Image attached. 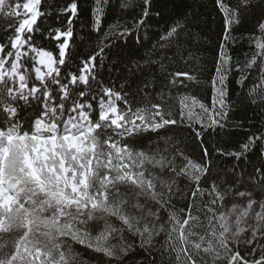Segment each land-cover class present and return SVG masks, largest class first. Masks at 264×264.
I'll return each instance as SVG.
<instances>
[{
	"label": "snow or ice",
	"instance_id": "snow-or-ice-1",
	"mask_svg": "<svg viewBox=\"0 0 264 264\" xmlns=\"http://www.w3.org/2000/svg\"><path fill=\"white\" fill-rule=\"evenodd\" d=\"M213 3L209 70L188 0H0V264H264V0Z\"/></svg>",
	"mask_w": 264,
	"mask_h": 264
},
{
	"label": "trees",
	"instance_id": "trees-1",
	"mask_svg": "<svg viewBox=\"0 0 264 264\" xmlns=\"http://www.w3.org/2000/svg\"><path fill=\"white\" fill-rule=\"evenodd\" d=\"M23 2V0H21ZM50 2V0H49ZM189 4L193 5V8L189 9V12L195 10L198 19L201 23V29L204 33L207 34V41L204 44V55L207 58L208 67L209 70H211V64H212V56L214 49L219 43V38L222 34V16L218 13V11L214 7L213 0H188ZM112 17L111 15L108 16V20H110ZM44 25H54V19L53 20H43L41 21ZM105 25L107 24V20H105ZM77 41H80L82 39H86V37L79 34V28L81 27V24H77ZM163 27V25H161ZM255 28V18H249L243 26L240 28V32L245 33L247 35L248 33H251L254 31ZM38 43H46L49 50L53 48V45L49 42H42L37 41ZM249 50L248 48V42L247 40H243L237 45H235L234 50L232 52V55L234 58L239 57L241 60L243 59V53H246ZM201 80H206L207 75L201 76ZM255 77L253 76L249 81V85L253 83V80ZM233 99H236L240 95L241 89L235 84V77H233V83L230 85ZM190 92L191 95L197 96L198 99H202L206 104H210V89H207L204 84H201L199 86L193 84L192 87L188 90H184ZM178 103V101H177ZM255 107V106H253ZM253 107H242L241 111L239 113V116L236 118V122L241 124L242 126L239 128H235L231 132V138L228 143L224 142V139H228L225 137L224 139H221L220 137H217L215 140H212L210 138H205L208 140V147H221V148H229L231 149L233 145L237 143V141H240L247 137V135L250 134V131H255L256 129L253 127V125H256L258 121L260 120V116L253 111ZM242 117H247V119H241ZM161 148H164L165 145L160 144ZM187 152L193 153V158H199L200 153L196 150V145L189 144V147L187 149ZM226 159V158H225ZM219 162V161H218ZM227 163L230 164L226 160ZM177 163H181V161H177ZM182 205L177 204V207H180ZM258 210V209H257ZM95 235V233H93ZM162 239V238H161ZM115 243V241H113ZM74 251L79 254L80 260L84 262V264H100V261L97 260V255L94 253L93 250L86 249L80 245H74ZM244 249H242V252ZM143 257V253H140L137 257H135L136 260H139ZM107 259V258H105ZM127 264H132V260L130 259L127 261Z\"/></svg>",
	"mask_w": 264,
	"mask_h": 264
}]
</instances>
